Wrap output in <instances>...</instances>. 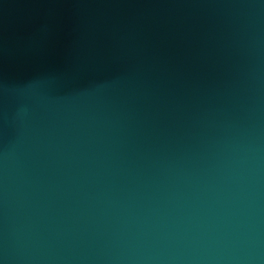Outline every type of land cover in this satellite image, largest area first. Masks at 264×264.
<instances>
[{
  "label": "water",
  "instance_id": "water-1",
  "mask_svg": "<svg viewBox=\"0 0 264 264\" xmlns=\"http://www.w3.org/2000/svg\"><path fill=\"white\" fill-rule=\"evenodd\" d=\"M0 264H264V0H0Z\"/></svg>",
  "mask_w": 264,
  "mask_h": 264
}]
</instances>
